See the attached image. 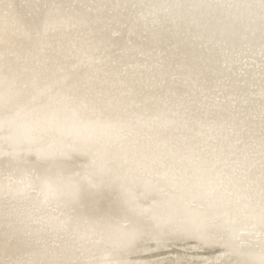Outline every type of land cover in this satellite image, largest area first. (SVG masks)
<instances>
[{
	"label": "snow or ice",
	"instance_id": "1",
	"mask_svg": "<svg viewBox=\"0 0 264 264\" xmlns=\"http://www.w3.org/2000/svg\"><path fill=\"white\" fill-rule=\"evenodd\" d=\"M0 24V264H264V0H0Z\"/></svg>",
	"mask_w": 264,
	"mask_h": 264
},
{
	"label": "rangeland",
	"instance_id": "2",
	"mask_svg": "<svg viewBox=\"0 0 264 264\" xmlns=\"http://www.w3.org/2000/svg\"><path fill=\"white\" fill-rule=\"evenodd\" d=\"M216 253L210 250H203L195 247L194 244L189 242H173L172 244L157 248L155 245L152 246L151 250L145 251L135 257L141 264H147L148 261H166L168 264H172L177 259H187L200 261L205 258L211 257Z\"/></svg>",
	"mask_w": 264,
	"mask_h": 264
},
{
	"label": "bare ground",
	"instance_id": "3",
	"mask_svg": "<svg viewBox=\"0 0 264 264\" xmlns=\"http://www.w3.org/2000/svg\"><path fill=\"white\" fill-rule=\"evenodd\" d=\"M14 2L19 4L22 3V0H14ZM2 29H3V25L0 24V31H2ZM2 52H3V48L0 47V54H2Z\"/></svg>",
	"mask_w": 264,
	"mask_h": 264
}]
</instances>
